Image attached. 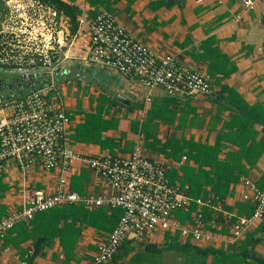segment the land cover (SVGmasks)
Here are the masks:
<instances>
[{"label":"crops","instance_id":"0c3cea01","mask_svg":"<svg viewBox=\"0 0 264 264\" xmlns=\"http://www.w3.org/2000/svg\"><path fill=\"white\" fill-rule=\"evenodd\" d=\"M61 1L77 7L79 22L77 32L70 35L69 20L62 15V32L72 45L65 49L61 68L71 71L53 78L55 84L48 93L69 118L67 145L79 156L111 154L124 158L140 145L147 157L166 166L170 182L186 187V192L187 172L194 177L193 173L204 171L201 179L208 182L204 185L208 197L195 202L191 199L188 210L175 213L188 231L195 215L203 213L199 241L191 233L181 235L179 229H158L145 238L124 239L125 249L121 246L122 252L118 250L107 264H259L243 256L240 248L250 237L259 238L252 250L264 260V219L249 224L240 238L233 233V223L250 216L254 209L253 191L245 181L257 187L264 174V150L245 152L255 145L264 146V0H257L252 9L244 8L240 0H174L171 4L168 0ZM101 10L112 13L157 57L172 55L186 67L207 75L210 94L170 96L115 69L82 61L90 36L80 21L94 18ZM1 26L7 31L9 17ZM74 55L78 58L72 59ZM117 93L124 102L115 99ZM1 94L6 98L0 100V119L11 115L13 109L7 102L14 97ZM90 114L97 118L86 127ZM203 147L207 149L203 151ZM223 165L231 170L223 171ZM62 178L67 191L81 196L107 198L114 194L79 158L72 160L67 171L39 165L22 168L8 161L0 176V219L9 209L20 208L28 192L55 193ZM220 181L228 183L227 191L212 203L218 198L212 195L213 183ZM91 210H102L96 223L106 222L111 227L81 225L71 254H66L60 238L55 237L32 264H90L121 215L119 208L107 204ZM20 223L1 241V264H21L25 252L33 247L28 231L31 226L27 221ZM188 244L214 252L192 257L164 248Z\"/></svg>","mask_w":264,"mask_h":264},{"label":"built area","instance_id":"2783aa9c","mask_svg":"<svg viewBox=\"0 0 264 264\" xmlns=\"http://www.w3.org/2000/svg\"><path fill=\"white\" fill-rule=\"evenodd\" d=\"M256 1L240 0L246 9H252ZM7 2H11V14L8 16L10 27L5 32L12 35L10 42L15 39L19 44L23 39L32 42V47L25 51L30 58L24 65L20 59H13L14 55L8 56L15 50L9 42L10 49L3 50L6 56L0 58V63L15 64L16 68L12 70L17 72L41 69L54 73L63 70L65 49L72 45L62 32L63 16L57 18L53 8L37 0ZM39 21L42 28L38 31ZM24 23L26 27L22 30L20 27ZM80 24L88 27L90 36L87 52L81 57L85 63L115 69L138 79L148 88H160L170 96L210 94L207 75L186 67L172 55L157 57L120 25L112 13L101 10L94 18L81 20ZM39 43L43 44L41 48ZM75 58L77 55L72 56ZM53 87L54 83L38 87L7 102L13 110L11 115L0 119V176L8 161H14L22 168L39 165L47 170L60 167L67 171L72 160L79 158L113 189L114 194L107 198L81 196L65 189L67 182L64 178L59 181L55 193L42 190L26 193L21 207L9 209L0 219V264L1 241L14 226L31 220L37 213L79 203L91 209L107 204L112 209L121 210L117 224L99 245L90 264H107L124 239L145 238L158 229H179L181 235L191 233L193 239L199 241L204 229L203 213L195 215L191 231L179 223L175 213L188 208L191 203L186 187L172 184L166 166L147 157L140 145H136L126 158L111 154L79 156L67 145L65 129L69 118L62 106L48 96ZM245 183L252 188L254 209L250 216L234 221L233 233L237 238L243 235L249 224L264 219V189H258L249 181ZM30 253L31 250H27L21 264H28L26 258Z\"/></svg>","mask_w":264,"mask_h":264},{"label":"trees","instance_id":"16d2710c","mask_svg":"<svg viewBox=\"0 0 264 264\" xmlns=\"http://www.w3.org/2000/svg\"><path fill=\"white\" fill-rule=\"evenodd\" d=\"M7 1L8 0H0V58L6 56V52L3 50L10 49L8 43L12 40V35L10 33L5 32L1 26L3 20H5L10 13V8L7 5ZM37 1L53 8L57 13V18H59L62 15L68 18L70 23V35H74L77 32L78 24H79L77 20V14H78L77 7L73 5H69L61 0H37ZM0 68L14 69L16 68V65L11 62L0 63ZM87 118L88 120L86 127H88L89 123H93V121L97 118V115L90 114ZM206 149L207 147H203V151H205ZM257 150L259 153L260 150H264V146L259 148V146L255 145L252 149H246L245 152L251 154V152L253 151L255 152ZM245 156L249 160V156H247L246 154ZM221 168L223 171L231 170V168L227 167L226 165H223ZM186 169L187 168H185V170ZM204 173H205L204 171H198L197 173H193L194 177L191 176L190 172L185 173L184 181L189 185L186 193L192 199V202H195L196 199L202 197H208V192L204 189V185L208 184V182H206L205 179H201ZM213 184L215 185H213L212 188V193H213L212 195L218 198L217 199L213 198L211 201L212 203L213 202L216 203V201L219 198L225 195L227 191L228 183L225 182L224 184L222 183V181H220L217 183L214 182ZM257 187L258 189L261 190L264 189V174L258 181ZM186 210L188 209L186 208L184 210H179L176 212V214L180 212H184ZM103 213L104 212L102 210L99 212L95 210L92 211L91 208L85 207L81 203L67 205L59 208H53L47 211L37 213L31 220L27 221L28 225L31 226L30 228H28V231L33 239V247L29 249L31 250V253L26 258L28 264H32L34 257L40 254L46 246L51 244V242L55 237L60 238L61 245L65 249L66 254H71L75 246V242L80 234L81 225L85 223L96 225L97 227H100L102 229H109L111 226L106 222H103V220H101L103 223H99V222L96 223V220L100 221L99 217ZM93 218L95 220H93ZM78 222L80 223V225H77ZM115 225L113 226V228L115 227ZM16 226H14L12 230ZM22 226L25 228L24 224ZM261 229H264V226ZM260 240L261 239L259 238L253 239L252 237H250L246 242L243 243L244 245L240 248V250H242L243 256L247 258H252L256 263L264 264V260L258 257L252 250L255 243L259 242ZM122 244L123 243L121 242L120 246L118 247V250L120 251ZM123 246H122V251L126 247L125 246L123 248ZM164 248H172L176 251H183L188 253L192 257L193 256L204 257L207 254L214 252L212 249H200L199 247H195L189 244L175 245V246L168 245ZM118 250L116 251L113 257L118 255L117 253ZM26 252L24 254V257L26 255Z\"/></svg>","mask_w":264,"mask_h":264},{"label":"water","instance_id":"95a60500","mask_svg":"<svg viewBox=\"0 0 264 264\" xmlns=\"http://www.w3.org/2000/svg\"><path fill=\"white\" fill-rule=\"evenodd\" d=\"M174 0H168V3L171 4L173 3ZM71 71V68H67V69H63V70H58V71H54V73H50L48 71H30V72H13L11 75L13 76H9L7 79H1L0 78V83L5 82L7 84H16V83H20L23 82L24 80H40L39 84L37 86H31L29 87V89L21 94H13L10 93L7 96L11 97V96H21L23 94L26 93H30L31 91H33L35 88L38 87H45L46 85H50L52 83L55 84V79L53 80V78L58 77V76H62V75H68ZM1 89H0V100L6 98V95L1 94ZM200 95H204V94H200ZM115 99L124 102L125 99H123V97L121 95H119L118 93L115 95Z\"/></svg>","mask_w":264,"mask_h":264},{"label":"rangeland","instance_id":"374dc122","mask_svg":"<svg viewBox=\"0 0 264 264\" xmlns=\"http://www.w3.org/2000/svg\"><path fill=\"white\" fill-rule=\"evenodd\" d=\"M23 3H25V1H23ZM19 25H20V23H19ZM25 27H26V25L24 23L21 25L20 28L22 30H25ZM36 28L38 29V31L41 30L42 26L40 24V21H39ZM27 30H29V27H27ZM31 43L32 42L28 43L27 40L21 39V43L18 44L14 39L12 42H10V45H12V47L15 46V48H14L15 50L13 53H9L8 56L14 55L13 59H20L21 62H23V64L26 65V63L29 61L30 56L28 54H26L25 51H26V49H29L30 47H32ZM42 46H43V44L39 43V47L41 48ZM12 73H13V71L12 70L10 71V69H8V68H1L0 69V77L13 76V75H11ZM18 73H21V72H18Z\"/></svg>","mask_w":264,"mask_h":264},{"label":"flooded vegetation","instance_id":"af4514ba","mask_svg":"<svg viewBox=\"0 0 264 264\" xmlns=\"http://www.w3.org/2000/svg\"><path fill=\"white\" fill-rule=\"evenodd\" d=\"M40 80H24L23 82L16 83V84H7L5 82L0 83V89L1 93L5 94H21L26 92L29 87L31 86H37L39 84ZM4 95V94H3Z\"/></svg>","mask_w":264,"mask_h":264},{"label":"clouds","instance_id":"9594fccd","mask_svg":"<svg viewBox=\"0 0 264 264\" xmlns=\"http://www.w3.org/2000/svg\"><path fill=\"white\" fill-rule=\"evenodd\" d=\"M17 72V71H16ZM23 73V72H22Z\"/></svg>","mask_w":264,"mask_h":264}]
</instances>
